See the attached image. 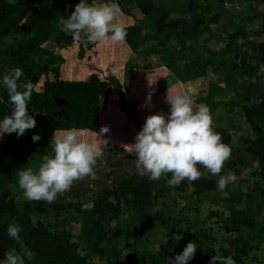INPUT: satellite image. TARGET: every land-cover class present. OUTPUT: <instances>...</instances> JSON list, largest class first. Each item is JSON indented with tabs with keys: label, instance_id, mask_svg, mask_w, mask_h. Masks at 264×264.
I'll use <instances>...</instances> for the list:
<instances>
[{
	"label": "rangeland",
	"instance_id": "rangeland-1",
	"mask_svg": "<svg viewBox=\"0 0 264 264\" xmlns=\"http://www.w3.org/2000/svg\"><path fill=\"white\" fill-rule=\"evenodd\" d=\"M84 2L91 4L96 0ZM114 2L120 8L119 21L124 26L128 25L131 20L125 10L129 6L122 0ZM152 4V11L140 22L145 34L135 36L139 43L137 48L144 49L139 51L143 53L141 55L134 53L125 43L104 41L84 48L82 56L78 57L77 43L71 34L62 30L63 38L60 40L51 36L42 43V46L59 53L63 58L58 68L61 79H82L90 73H96L102 79H117L121 83L124 101L132 106L137 119L138 127H135L120 109L111 89L108 97L110 105L99 111L101 127H108L110 132L101 136L109 143L95 166V179L75 181L67 192L58 195L56 201L62 203L64 211L30 213L33 223H41L51 231L69 232L71 239L78 244L79 252L92 264H168L162 255L154 262L148 256L156 252L160 244L172 248L188 235L197 245L195 256L188 264H200L203 262L201 252L213 257L222 248L230 249L236 235L243 234L248 238L252 235L251 231L233 223L228 215L231 209L247 208L255 214L256 224H261L264 218V179L252 167L256 159L248 142L252 137L251 127L243 120L241 113L246 100L254 102L257 94L264 92V62L260 61L261 57L256 51V44L264 40V5L256 4L255 0H222L221 4L196 0L192 9L188 10L185 0H152ZM206 4L211 7L206 8ZM210 10H219L221 13L214 24L209 22ZM186 11L195 12L194 15L201 20L196 28H193L191 20L185 23L188 34H182L179 27L158 33L151 25L157 15H179ZM70 14L71 11L67 12L66 18ZM227 18L231 19V25L223 29L220 22ZM22 22L23 18L11 16L7 22L9 32L0 41V49L15 36L12 27ZM60 27L62 29V25ZM232 32L236 36L228 38ZM126 61L130 63V73L123 76V64ZM153 61L156 66L150 67ZM45 76L51 78V73ZM43 79L42 76L37 86L39 90ZM168 90L170 94H189L196 105H206L212 117V128L222 127L229 134L231 157L225 162L220 175L234 173L236 181L228 184L224 191H219V176H213L197 165L203 173L201 178L214 182L213 188L195 195L188 180L176 187H169L166 181L172 178L171 173L162 175L159 180H150L152 216L148 222L135 226L134 212L126 207L121 208L116 219L110 220L106 212L91 214L90 207L95 197H103L122 178L138 173L134 166L135 156L126 152L121 145L135 142L134 138L148 116L159 113L167 116L170 108L166 102ZM149 94L151 106L142 107ZM65 130H55L53 133L60 135ZM78 132L83 139H96L92 132ZM53 133L48 139H39V146L33 147L27 142L21 158L12 156L8 150L0 154V179L15 198L17 208L24 201L17 172L28 167L38 171L44 156L54 155L50 145ZM34 135L38 133H31V137ZM245 169L251 171L241 175ZM124 213L130 216L129 224L115 248L112 251L106 248H103V252L94 251L86 241L85 233L91 222L97 219L109 232ZM176 236L181 239L175 240ZM250 245L252 247L248 254L240 262L235 261V264H264V242L250 240ZM99 246H103V243Z\"/></svg>",
	"mask_w": 264,
	"mask_h": 264
},
{
	"label": "trees",
	"instance_id": "trees-1",
	"mask_svg": "<svg viewBox=\"0 0 264 264\" xmlns=\"http://www.w3.org/2000/svg\"><path fill=\"white\" fill-rule=\"evenodd\" d=\"M122 1L125 5H129L126 12L135 20L134 23L124 26L127 32L124 43L134 53L141 55L143 53L137 49L138 42L135 36L145 34L144 26L139 23L152 11V0ZM195 1L185 0L188 10L192 9ZM211 1H215L216 4L222 3V0H208L209 4ZM255 1L256 4L264 5V0ZM80 2L81 0H0V41L9 32L7 22L11 16L17 15L20 19L23 18L20 25L15 24L12 27L11 31L15 36L3 49H0V119L11 115L13 107L9 103L7 89L2 84L3 76L15 68H21L23 76L18 83L31 81L34 84L28 108L29 114L36 120L35 128L26 131L27 137L23 135L18 138L16 133L2 137L0 154L8 150L12 156L21 158L28 143L33 147L39 146L40 140L50 138L55 130L96 131L98 110L108 105L111 89L117 97V103L122 112L135 127H138L133 108L125 103L121 85L117 79L114 77L102 79L96 73H90L77 80L61 79L58 68L63 58L59 53L42 46V43L51 36H55L57 41L63 38L60 19L61 17L66 18L67 12L74 11ZM206 5V8L211 7V5ZM194 13L190 11L179 15L162 13L151 21V25L158 33L164 29L171 31L179 27L181 33L185 34V23L188 20H191L193 28L201 23ZM220 14L219 10H210L209 22L216 23ZM233 36H236L234 32L228 34V38ZM77 45V54L81 57L83 49L90 48L93 44L85 46L77 43ZM256 51L261 57L260 61L264 62V40L256 44ZM154 61L151 62L152 64L149 63L150 67L156 66ZM47 73H51V78L45 76ZM42 76L44 79L39 90L37 86ZM242 108V118L251 127L252 137L248 140L250 151L254 158L260 161L259 168H256L257 174L264 179V92H259L254 102L246 100ZM213 130L220 134L222 143L229 145L230 136L224 128L216 127ZM31 133H38L40 140L33 142ZM190 183L192 193L195 195L203 190L212 189L214 186L212 180L204 178ZM150 195L148 176L132 173L107 190L103 197H95L91 203L90 213L97 215L106 212L111 220L118 218L121 208L126 207L134 212V225L139 226L151 219ZM53 211L62 212L64 206L57 201L49 204L45 201L24 200L21 207L17 208L15 198L0 179V261L4 260L6 251L12 248L20 250V245L10 238L7 232L9 225L17 224L22 229L19 235L24 246L34 253V258L30 261L26 260V264H92L85 255L79 252L78 244L71 239L69 232L51 231L41 223L31 221L30 213L44 214ZM228 215L236 226L251 231L252 235L250 234V238L243 234L236 235L231 242L230 249L222 248L216 256H231L234 261L240 262L252 247L250 240L264 242V218L261 224H256L255 214L247 208H233ZM128 216L129 214H122L109 232L97 219L93 220L85 232L86 241L97 253L103 252V248L112 251L120 235L128 227L130 217ZM189 242L193 241L188 235L172 248H168L166 244H160L157 251L148 256L149 260L154 262L158 256L162 255L168 262L169 258L174 259L176 255L181 254ZM100 243H103V246H99ZM200 257L203 260L200 264H210L212 257H209L207 252H201Z\"/></svg>",
	"mask_w": 264,
	"mask_h": 264
},
{
	"label": "clouds",
	"instance_id": "clouds-1",
	"mask_svg": "<svg viewBox=\"0 0 264 264\" xmlns=\"http://www.w3.org/2000/svg\"><path fill=\"white\" fill-rule=\"evenodd\" d=\"M119 14L120 8L114 0H96L91 4L81 0L67 18L61 17V30L71 34L74 42L85 46L104 41L123 44L127 32L118 19ZM22 76L21 68H15L3 76L2 84L7 89L9 103L13 107L11 115L0 119V137L16 133L19 138L36 126V120L29 114L28 108L34 84L31 81L18 83ZM166 102L170 105L167 116L164 113L148 116L136 134L135 142L122 144L121 147L135 156L134 166L138 173L147 175L150 180L156 181L162 175L171 173L172 178L166 181L169 187H176L184 180L194 182L203 175L197 168L200 165L211 175L219 176L217 189L224 191L228 184L237 179L231 172L220 175L232 150L221 142L222 137L213 130L209 108L203 104L196 105L189 94H170L169 90ZM148 106H151V94L142 107ZM109 132L108 127L102 126L99 133H93L96 139L92 141L81 138L75 129L65 130L60 135L54 132L50 140L54 155L44 156L38 171L28 167L17 172L23 199L52 204L75 181L95 179V166L109 143L101 136ZM39 139V135L32 137L33 142ZM259 166L260 161L257 159L252 167ZM250 171L245 169L241 175H247ZM21 231L17 224L9 225L8 236L20 245V250L12 248L6 251L0 264H26V260L34 258V253L23 244L19 235ZM174 239L179 240L181 237L176 236ZM196 251V243L189 242L181 254L168 259V264H188ZM210 264H235V261L231 256L215 255Z\"/></svg>",
	"mask_w": 264,
	"mask_h": 264
},
{
	"label": "crops",
	"instance_id": "crops-1",
	"mask_svg": "<svg viewBox=\"0 0 264 264\" xmlns=\"http://www.w3.org/2000/svg\"><path fill=\"white\" fill-rule=\"evenodd\" d=\"M127 6H129V5H127ZM128 8H129V7H128ZM128 8H127V10H128ZM127 10H125V12H126ZM134 13H136V12H134ZM126 15L130 18L131 22L133 21L132 23H134L135 20L133 19V17H132L131 15H129L127 12H126ZM157 16H158V15H157ZM157 16H156V17H157ZM156 17H154V18H156ZM220 17H221V16H220ZM154 18H153V19H154ZM224 19H225V18H224ZM224 19H222L221 22H220V26H221L223 29H225L226 26H230V25H231V23H230V21H229V20H231L230 18H227V20H224ZM217 20H219V17H218ZM131 22H129V24H132ZM216 22H217V21H216ZM139 24L142 25V23H139ZM188 33H189L188 28H186V34H188ZM241 33H242V35H244V34H243V29H242ZM138 45H139V43H138ZM138 45H137V46H138ZM137 49H138V51H144V49H141V48H139V47H138ZM139 49H140V50H139ZM132 53H133V52H132ZM176 54H177V53H175V55H176ZM125 63H126V64H123V67H124V68H123V76H124V75L126 76V73H130L129 70H128V69L130 68V63H129L128 61H126ZM120 85H121V83H120ZM109 105H110V103L108 102V105H107V106H109ZM107 106H106L105 108H107ZM105 108H104V109H105ZM100 110H102V109H99V110H98V129H97L96 131H90V130H87V129H78V130H86V131H89V132H92V133H94V132L99 133V131H100V127H101V124H100V121H99V111H100ZM5 136H6V135H5ZM5 136H4V137H5Z\"/></svg>",
	"mask_w": 264,
	"mask_h": 264
}]
</instances>
